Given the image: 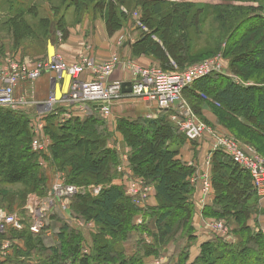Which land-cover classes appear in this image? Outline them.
<instances>
[{
    "label": "trees",
    "instance_id": "trees-1",
    "mask_svg": "<svg viewBox=\"0 0 264 264\" xmlns=\"http://www.w3.org/2000/svg\"><path fill=\"white\" fill-rule=\"evenodd\" d=\"M243 1L246 3L242 4ZM241 2L236 7L230 6L231 18L226 22L233 32L226 38L225 55L244 71L261 72L264 71V16L251 13L260 9L258 4H264V0ZM44 4H48L51 15L41 14ZM70 6L79 18L75 23L81 22L83 13H92L94 22L98 19L105 22L110 36L126 27L129 16L139 8L140 16L135 23L139 26L135 30L142 33L131 42L132 55L149 57L162 69L171 71L183 70L222 49V44H215L214 50L197 47L199 41L208 37L205 32L201 34L203 24L216 16L218 10L228 8V4L198 5L183 0H38V5L31 0H0V32L4 31V38L13 47L23 45L25 37L38 42V59L47 58L48 42L59 43L69 34L70 26L61 11ZM246 21L252 26L243 31ZM21 29L37 31L29 37L20 33ZM4 43L0 40V60L8 52ZM183 93L198 113L199 104H194L192 99L199 102L203 93L213 96L238 128L264 140V78L241 84L213 72L194 81ZM172 113V109H158L154 118H118L115 130L123 138V149L107 124L110 118L104 119L98 109L87 116H74L63 124L57 122V114H49L45 131L52 143L47 152L38 154L31 147L30 116L24 111L1 109L0 205L10 211L18 206L21 214H29L25 205L28 195L47 196L55 177L62 174L66 184L85 189V193L72 196L68 207L71 217L92 224L86 231L72 225L68 214L61 219L57 213L51 218L59 222L56 223L59 231L54 233L59 243L46 246L44 234L49 226L33 232L29 215L30 222L22 229L8 228L0 233L2 239L9 235L10 239L19 240L15 244L18 247L2 255L6 261L1 264H11L8 261H13L12 254L20 261L32 258L28 264L36 260L35 264H147L146 257L161 256L167 244L177 237L184 247L174 264H264V234L256 221L264 215V202H259L250 173L223 150H217L211 158L214 198L202 213L231 224L234 239L229 241L214 235L200 244V253L188 262L189 248L198 241L194 193L199 183L193 180L196 168L178 158L187 139L171 118ZM111 133L115 142L110 145ZM254 145L264 156L261 151L264 143L261 147ZM124 155L125 171L119 169ZM128 176L142 178L143 188L155 189V206L147 203L140 206L134 196L126 193L123 178ZM116 178L121 183H115ZM17 183L23 186L20 190L10 187ZM91 186L102 187L93 195ZM134 234L132 252L127 253L123 244L132 240Z\"/></svg>",
    "mask_w": 264,
    "mask_h": 264
},
{
    "label": "built area",
    "instance_id": "built-area-1",
    "mask_svg": "<svg viewBox=\"0 0 264 264\" xmlns=\"http://www.w3.org/2000/svg\"><path fill=\"white\" fill-rule=\"evenodd\" d=\"M137 16L138 12H134L133 17ZM120 67L129 68L132 77L131 93H124L122 81L109 82L113 72ZM220 71L221 62L218 57L190 65L180 71H171L164 70L155 64L142 66L134 60L122 62L118 53H114L107 60L98 61L83 51L71 63L59 54L38 60L6 54L4 59L0 60V110L24 111L30 116L31 147L38 154L47 152L52 143L50 135L45 131L46 118L49 114H57V122L63 124L74 116H87L92 114L94 109H98L102 117L108 120L112 115L114 104L127 96L142 98L147 102L154 103L158 109H172L171 118L178 124L186 139L197 141L206 135L209 128L191 112V109L183 101L182 94L184 89L194 81ZM45 73L55 74L58 78L68 76L70 79L68 92L62 96H57L52 92L45 100L37 99L32 89L30 94L19 95L16 92L21 84L29 83L32 85ZM216 150H223L240 167L250 173L259 202L263 203V157L255 153L254 150L248 151L238 141H233L228 136L215 140L213 151ZM126 158L124 155V161L119 167L120 170L125 171ZM210 161L211 156H208V169L203 170L198 178L196 175V178L193 179L200 185L199 205L201 209L212 200L214 194L211 171L209 170ZM128 173L131 174L132 171L129 169ZM123 185L126 193L134 196L135 202L140 206L146 203L152 190V187L143 188L142 178L124 177ZM80 188L76 185L66 184L64 176L58 174L49 194L43 198L38 197L36 207L31 210V205H26L31 217L30 229L33 232H40L49 226L52 222L51 216L56 213V208L58 209L59 205L62 212L68 213L71 219L70 223L73 222L84 230H89L88 228L92 225L90 222L88 224L81 219L71 217L68 210L72 196ZM89 189L93 195H97L101 186H91ZM8 226L22 229L24 224L15 215L7 214L0 208V233L6 232ZM199 226L198 228L207 233L217 234L229 241L234 239L232 225L224 220L205 217L201 212L199 213ZM261 229L264 234V227ZM7 246L9 247L8 243L1 242L0 252L2 255L9 251Z\"/></svg>",
    "mask_w": 264,
    "mask_h": 264
},
{
    "label": "rangeland",
    "instance_id": "rangeland-1",
    "mask_svg": "<svg viewBox=\"0 0 264 264\" xmlns=\"http://www.w3.org/2000/svg\"><path fill=\"white\" fill-rule=\"evenodd\" d=\"M31 1L38 5V0H31ZM178 1H182V0H178ZM183 1L193 2V3H196L198 5H202V4L207 3V2H212V3H217V4L219 3L220 6H222V7L224 5L227 6V4H228V8L225 7V10L223 8V10H221V12L218 10L217 13H216V16L211 17L212 19H210L209 21H206L203 24L204 31H202L201 34H203V32H205V35H207L208 37L205 38L204 40H202L201 42L199 41L198 42L199 47H197L198 49H202V48L209 49L210 47H212V49L214 50L215 49V44L216 45L222 44L221 45L222 49L219 50L220 52L218 51L217 53H215V54H213L211 56H208V57H206V58H204L202 60H199L198 62H195L193 64L203 62V61H205L207 59L218 57L219 61L221 62V71L218 72V73L224 75L225 77H229V78L235 80L238 83L249 84V83L256 82V80H260V79L264 78V71L258 72L256 70H252V69L244 71L243 68L240 65H233L230 56L227 57L225 55V48L227 46L226 38H227V36L229 34H231L233 32V31L232 32L230 31L232 28H230V24L227 23L228 22L227 20H229L231 18L232 7H236V5H238L237 2L238 3H242L241 2L242 0H235V1L232 0L233 2L231 0H211V1L210 0H183ZM244 2L245 1H243L242 4H244ZM44 5H45V7L43 8L41 14L42 15H46V14L51 15L48 12V4H44ZM258 5L260 6V9H257L255 11H253L251 14H254L253 16H255V15L264 16V4L261 3V4H258ZM230 6H232V7H230ZM37 9H38V6H37ZM138 11H139V8H137L135 12H138ZM61 13H63L64 16H66L65 20L69 24L70 28L76 27V26L79 27V26H82L84 24H88V26H91L93 23H95L92 13H90V14L83 13L81 15V22L75 23L76 20H78L79 18L77 16V14L75 13V11L73 10V7H71V6L68 7L66 10H62ZM139 16H140L139 12H138V16L137 17H133V16L130 17L129 16L130 19L128 20L127 26L123 28V30L125 32L128 31V29H129V31L131 32L129 34L130 37L138 38L139 34L142 33V32H140V30H135V27L139 26V23L135 24L137 22V20H138L137 18ZM250 16L253 17L252 15H250ZM35 20H38V19H35ZM248 20H249V17H248ZM29 21H30V19H29ZM244 24H245L246 28L243 29V27H242L241 29L243 31L248 30L252 26V23L250 21L249 22L246 21ZM34 31L36 32L37 29L24 30V31H23V29H21L20 33L23 32L24 34H26L25 36H27V34H28V36L30 37V36H32L31 33L34 32ZM3 34H4V31H2V33L0 32V40H2L3 43L5 42L4 43V47L5 48L8 47L7 48L8 52L6 54H8V55L9 54L18 55V56H20L22 58H29V59H33L34 58V59L38 60V57H37V54H38V42L35 43L34 40L28 39L27 37H25V39H24L25 42H24L23 45H19V46L15 45L13 47L12 44H8L7 38H4ZM201 34L197 37L198 40L201 39ZM194 39H196V37ZM204 44H205V46H204ZM47 46H48V44H47ZM198 49H196V50H198ZM4 54L5 53H3V55ZM178 71H180V70H178ZM212 85H213V82L210 83V90L214 89V86H212ZM202 96L201 97L203 99L199 100V102H194L195 99H192V102L194 104H196V103L199 104V113L194 108L191 107L192 105H190L191 103L188 102V97L186 95H184V93L182 94V99H183V101H185V103L191 109V112L195 115V117L200 122H204L206 124V126L209 128L208 132H206V135H210L213 138L212 151L210 152V154H212V156H213V153L217 151V150L213 151V145H214L215 140L217 141V139L220 138V137L223 138V136H228L229 139H232L233 141H238L248 151L250 149L252 151L254 150L255 153L260 154L263 157V159H264V156L256 149V147L254 145V144H257L258 147H261L260 145L264 143V140L263 139L261 140L260 138L256 137L255 135H252V134L248 133L244 129L238 128L237 124L230 118V116L226 113V111L219 104V102L212 98L213 96L207 95L206 93H203ZM205 107H207V109ZM204 108L206 109V112H204ZM204 113H208V114L204 115ZM253 120L255 121V123H257V119H256L255 116L253 117ZM221 122L225 126L222 125ZM8 124L10 126L12 125L10 122ZM13 124H14V127H15L16 124L15 123H13ZM107 124H109V123H107ZM226 126L228 128H230L231 131L229 129H227ZM17 128H20V126L17 125ZM113 137H114V135H112V133H111V137H110L111 139L109 138L110 140L108 141V144L109 143L111 144V142L112 143L115 142L114 140L116 139V136H115V139ZM117 144L123 149L124 144L120 140V137L118 139ZM193 145H197V144L193 143ZM261 151L264 154V146L261 147ZM212 156H211V158H212ZM209 164H210V167H211V165H212L211 161L209 162ZM49 173L53 174L51 170L49 171ZM211 177H212V174H211ZM195 178L196 177L193 176V179H195ZM116 179H118V178H116ZM116 179H114V180H116ZM49 181H50V184H52L51 178H50ZM10 187L12 189H14V190H20V188H22L23 186L21 184L17 183V185H11ZM77 187L79 188V186H77ZM78 192L83 194V193H85V189L82 187V190L80 188V190ZM198 201H200V200H198ZM28 204L31 205V210L34 207H36V205L38 204V195L35 194V193L29 194L28 197H27L25 205H28ZM204 207H206V206H204ZM204 207L201 209V207L199 205V207H198L199 211L195 212V226H196V231H197L196 235H197V239L201 240V242L200 241H196L189 248V252L190 253L192 252V255L190 256V260H188V262L193 261L195 259V257L200 253V244L202 242L206 241L210 237H213L214 235H217V234H214V233H207L206 231L198 228V226H199V213L203 212ZM0 208H2V210L5 213H7V214L15 215L17 217V219L19 218L22 221L24 226H26V223L29 224V222H30V220H29L30 219V217H29L30 213L27 214V215L21 214V209L18 206L13 208L12 211H10L8 207L4 208L1 205H0ZM55 212L61 213L62 210L58 206V209H56ZM85 218H87V217H85ZM51 220L54 223H59L58 220L55 222L53 217L51 218ZM220 220H224V219H220ZM8 228H13V227L12 226H8L7 229ZM17 229H19V228H17ZM135 237H136V234L133 235V237H132L133 239L132 240H130L127 243L123 244V246L126 249L127 253H131L132 252L133 242H135V239H136ZM178 239H179V237H177L176 241H173V242L167 244L166 248H164V250L162 251L161 256H159V257L149 256V257H152L151 261H149V263H147V262L146 263L147 264H174L178 260L177 254L180 252L182 247H184L183 243L181 245V241L177 242ZM3 241L9 244V247L7 246L9 248V250L14 249L15 247H18V246L15 245L17 241L19 242L18 238L17 239H15V238L10 239V236L8 235V237H5V239L0 238V244ZM46 241L50 242L48 239ZM44 243H45V240H44ZM21 250H19V251H21ZM5 258L6 257L2 256V254L0 252V264H1V262L6 261ZM11 258H12L13 261H8L11 264H28L31 261V259H32L31 258L29 261L28 260L20 261V258L16 259L15 255H13V254H12ZM36 262H37V260L33 261L31 263L35 264Z\"/></svg>",
    "mask_w": 264,
    "mask_h": 264
},
{
    "label": "crops",
    "instance_id": "crops-1",
    "mask_svg": "<svg viewBox=\"0 0 264 264\" xmlns=\"http://www.w3.org/2000/svg\"><path fill=\"white\" fill-rule=\"evenodd\" d=\"M130 33L131 32L129 31V29L126 32L122 29L118 33L110 36L106 30L105 22L101 19H98L91 26H88V24H84L79 27L76 26L69 28V34L64 41H61L59 43H55L54 41L48 42L47 55L52 56L54 54H59L67 62L71 63L74 62L77 55L83 51H87L93 58L98 61L107 60L114 53H118L122 62L134 60L142 66H150L153 64L157 65V63L149 57L132 55L130 45L131 42L134 41V37H130ZM117 80H120L123 83H131L132 77L129 68L127 69L126 67H120L116 69L113 72L109 82ZM32 85H29V83L21 84V86L17 88L16 92L19 95L30 94V91L32 89L37 99L40 100L47 99L52 92L57 96H62L69 90L70 79L68 76L58 78L55 74L45 73ZM205 108L207 109V107ZM205 108L204 112H206ZM157 114L158 108L154 103L147 102L142 98H131L127 96L123 100L114 104L112 115L108 120V125L110 127V130L114 131L116 133V137H118V139L120 137V140L123 143L122 136L117 130H115L118 118L122 116L128 119H135L140 116L154 118V116H156ZM207 114L208 113H204V115ZM200 140H186L180 148V152L178 154L179 159L196 168L195 174L197 175V178L199 177L200 173L203 172V170L208 169L207 157L212 156L210 152L212 151L213 138L210 135H206ZM193 143L197 145H193ZM210 171L212 173V165L210 167ZM114 182L119 184L121 183V180L118 178L114 180ZM213 198L214 194L212 196V200H210L207 205L212 204ZM199 199L200 191L199 185H197L196 191L194 193V200L196 206L198 207L200 204V201H198ZM146 203L150 206H155L157 204L156 193L153 187ZM198 207L197 211H199ZM57 213L59 212H56L55 214ZM59 214L61 219H65L68 213L61 212ZM254 219L255 217H253V220ZM68 220L70 221L71 219L68 217ZM256 221L259 226L261 225V227H264V215L259 216ZM71 224L74 226L76 225L73 222H71ZM57 231H59L58 226L56 225V223L51 222L49 225V231L44 235L45 244L47 246H52L56 243H59L58 239L55 238V234ZM47 239L50 242L46 241ZM198 241L201 242V240ZM10 251L11 250H9L8 252ZM8 252L5 255H8ZM151 258L152 257H146L145 261L149 263V261H151Z\"/></svg>",
    "mask_w": 264,
    "mask_h": 264
},
{
    "label": "water",
    "instance_id": "water-1",
    "mask_svg": "<svg viewBox=\"0 0 264 264\" xmlns=\"http://www.w3.org/2000/svg\"><path fill=\"white\" fill-rule=\"evenodd\" d=\"M126 86H128L126 88ZM123 91L124 92H131V83H123Z\"/></svg>",
    "mask_w": 264,
    "mask_h": 264
},
{
    "label": "bare ground",
    "instance_id": "bare-ground-1",
    "mask_svg": "<svg viewBox=\"0 0 264 264\" xmlns=\"http://www.w3.org/2000/svg\"><path fill=\"white\" fill-rule=\"evenodd\" d=\"M201 141V140H200Z\"/></svg>",
    "mask_w": 264,
    "mask_h": 264
}]
</instances>
